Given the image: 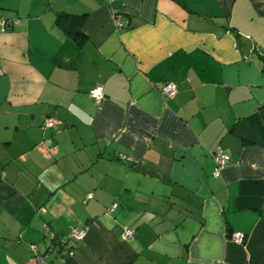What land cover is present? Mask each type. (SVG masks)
<instances>
[{"label":"crops","instance_id":"crops-1","mask_svg":"<svg viewBox=\"0 0 264 264\" xmlns=\"http://www.w3.org/2000/svg\"><path fill=\"white\" fill-rule=\"evenodd\" d=\"M215 263L264 264V0H0V264Z\"/></svg>","mask_w":264,"mask_h":264},{"label":"built area","instance_id":"built-area-1","mask_svg":"<svg viewBox=\"0 0 264 264\" xmlns=\"http://www.w3.org/2000/svg\"><path fill=\"white\" fill-rule=\"evenodd\" d=\"M120 17V16H118ZM117 17V18H118ZM5 21L3 20L1 22L2 26L4 27ZM118 23H121L120 19L118 18ZM160 92L166 97V98H171L176 94V85L172 83H166L160 88ZM90 97L94 99L96 103H99L101 99L103 98V90L100 86H97L93 88L92 90L89 91ZM55 125V121L52 118H47L45 120L44 126L47 128H52ZM214 155V160H215V170H214V175H218L220 168L223 164L226 163V158L224 154H222L220 151H215L213 153ZM45 233L47 236H49L50 242L47 244V250H53L57 249L63 254H73L74 251V246H75V241L78 239H82L85 235V230L84 229H72L69 234L67 235V238L63 237H55L53 236L52 233L48 230L47 225L45 226ZM133 235V231L130 230L129 228H124L123 232V238H128ZM232 239L235 242H242L243 240V234L242 233H234L231 234ZM30 251L32 252V258L35 262H40L43 260V256L39 255L37 253V248L36 245L31 243L29 245ZM218 264V263H215Z\"/></svg>","mask_w":264,"mask_h":264},{"label":"trees","instance_id":"trees-1","mask_svg":"<svg viewBox=\"0 0 264 264\" xmlns=\"http://www.w3.org/2000/svg\"><path fill=\"white\" fill-rule=\"evenodd\" d=\"M85 14H58L55 18L56 24L61 26L77 42H82L81 25L84 21Z\"/></svg>","mask_w":264,"mask_h":264},{"label":"water","instance_id":"water-1","mask_svg":"<svg viewBox=\"0 0 264 264\" xmlns=\"http://www.w3.org/2000/svg\"><path fill=\"white\" fill-rule=\"evenodd\" d=\"M237 39H239V41L242 42L243 46H248V40L246 41V38L244 36H242L241 34H237L236 35ZM249 50V49H248ZM244 52H246V50L244 49Z\"/></svg>","mask_w":264,"mask_h":264}]
</instances>
